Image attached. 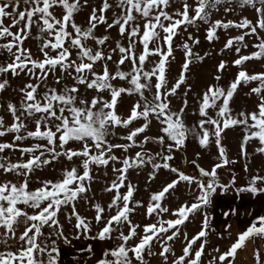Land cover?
<instances>
[{"label": "snow or ice", "instance_id": "snow-or-ice-1", "mask_svg": "<svg viewBox=\"0 0 264 264\" xmlns=\"http://www.w3.org/2000/svg\"><path fill=\"white\" fill-rule=\"evenodd\" d=\"M174 2L100 0L98 7H91L87 24L82 26L75 17L89 5V0H0V52L7 54L0 62V93L10 87L9 74L13 77L24 74L29 78V82L16 90L20 96L18 103L11 100L0 103V109L12 117V122L6 124L5 116L0 115V138L12 134L11 142H0V175L13 177L0 180V229H3L0 233V264H59L60 249L55 240L49 243L43 239L44 229H54L58 237L70 243L59 220L62 208L70 206L71 214L66 218H75L76 238L92 231L91 222L80 215L76 203L86 199L85 194L90 191L95 178L93 166L106 168L110 162L122 165L113 167L117 175L104 189L115 194L107 205V215L105 207L93 203L96 212L93 219L98 225L103 222V227L90 238L115 240L116 243L102 252L96 264H150L148 258L157 255L162 264H203L211 223L206 212L202 213V226L196 234L189 238L186 232L183 233L186 243L180 255H176L169 242L180 238L181 226L211 204L217 189L227 192L235 184V177L228 184L219 183L218 178V169L235 162L228 158L221 144L225 130L243 126L245 134L241 153L246 155V146L256 139L261 145L256 151L264 154V71L250 74L241 68L227 88L209 86L199 100L198 111L202 118L198 121L197 131V126L189 128L185 124L187 99L183 100L178 111H174L169 97L176 96L178 89L186 84V74L194 60L202 61L204 57L193 52L188 40L194 44L200 41L189 34L188 40L178 45L184 51V62L178 78L169 85L167 74L174 59V38L181 34L182 28L187 30L197 22L209 24L205 38L210 42L219 39V29L237 28L244 31L228 38L224 49H232L237 44L247 48L246 37L256 36L259 42L253 45L255 51L239 55L233 64L242 66L251 60L264 59V38L258 33V29L264 31V0H193L192 3L183 0L179 8L170 10ZM234 2L240 8H252L256 13L255 23L247 17L239 22L211 20L213 11L220 6L226 5L225 13L234 11ZM57 9L61 11L57 13ZM109 12L110 18L106 15ZM99 25H105L106 32L117 28L120 37H127V45L117 40L114 48L108 47L106 42L110 36L96 35ZM33 29L39 32L37 38L41 40L42 59L34 58L31 50L25 47ZM235 50L239 54L241 48ZM153 56L158 60L152 61ZM109 63L115 66L114 69H110ZM121 66H127L129 70H123ZM225 68L226 62L221 61L217 70L222 72ZM57 69L60 75H57ZM50 76L56 86L48 84ZM214 78L219 81L221 76ZM33 79L35 83L31 82ZM65 80L70 83H63ZM117 80L126 82L127 86H117L114 83ZM251 82H258L250 92L258 97L255 109L234 114L230 103L241 84ZM146 92L152 93L150 99ZM124 95L138 96L126 117L118 111ZM184 95L187 96V91ZM210 109L215 110L214 117L209 115ZM153 120L158 123L162 134L157 137L144 135L138 140L150 129ZM138 121L143 123L130 127ZM29 125H32L31 130ZM118 128L130 129L122 137L125 143L110 139ZM191 134L198 137L202 147H207L212 137L218 146L219 162L210 171L199 167L200 175L210 177L207 182L168 163L173 160V151L183 148ZM29 139L35 143L29 146L17 143ZM150 142L161 146L155 155L144 150V145ZM133 148L141 150L133 156L125 155L123 159L114 154L117 149L127 154ZM6 150L12 154L19 151L20 158L13 160L3 155ZM61 157L68 166L62 169L59 178L42 180L39 186L33 187L35 173ZM156 157L163 163H153ZM74 159L79 161L78 165ZM146 164H152L150 178H154L161 168L176 173L177 178L151 195L146 214H155L157 220L141 229L130 219L136 207L141 206L140 201L133 199L136 188L125 182L130 169ZM181 182L195 184V189H190L193 199L171 210L174 218H161V214L170 212L162 201ZM258 185H264V176L256 174L246 186L235 191L238 194L264 193V187ZM125 187L126 191L121 193ZM124 225H127L126 231L121 230ZM255 238L264 239V216L256 217L224 252L213 249L219 255L213 256L206 264H234L238 251ZM197 242H200L199 247L195 248ZM157 245L158 253L154 250ZM253 257L255 264H264V255L259 248L254 249Z\"/></svg>", "mask_w": 264, "mask_h": 264}, {"label": "rangeland", "instance_id": "rangeland-1", "mask_svg": "<svg viewBox=\"0 0 264 264\" xmlns=\"http://www.w3.org/2000/svg\"><path fill=\"white\" fill-rule=\"evenodd\" d=\"M183 0H175L172 8L170 10H174L175 8H179ZM189 3H192L193 0H188ZM100 0H89V5L86 6L79 14L76 15V22L81 24L82 26H86L89 13L91 11V7L93 5L99 6ZM226 6V5H225ZM220 6L218 10H214L211 16V20L221 19L225 22L228 20H233L239 22L244 17L251 19L253 23L256 21V13L250 7L240 8L234 2L232 7L235 9L232 12L225 13L224 7ZM57 13L61 10L57 9ZM106 15L111 17V12ZM7 22V21H6ZM109 22L111 20L109 19ZM105 25H99L96 29V35L98 37L103 35H109L110 39L106 42L108 47L114 48L116 46L115 42L119 40L125 46L127 45V37H120L117 28L110 29L108 32L105 31ZM209 27V24L203 22H197L196 26H188L187 30L181 29V34L174 38V59L170 64V71L168 72L169 85L173 84L178 78L182 63L184 62V51L181 50L178 45H180L183 41L188 40L189 34H191L194 38L199 39V44H194L191 40H188V43L192 47L194 53L203 56L204 59L194 60V62L190 65V70L186 74L187 81L185 85H182L180 89H178L177 95L169 97L171 100V107L174 111H178L183 106V100L187 99L188 107L185 109L184 120L185 124L191 128L193 126H197L198 121L202 118L199 115V100L202 94L207 90V88L211 85H219L227 88L231 81H233L237 75V73L243 68L247 70L250 74L264 71V59L261 60H251L246 62L242 66H236L233 64V61L239 58V55H247L256 49L253 45L259 42L256 36L246 37V43L248 44L247 48H243L242 45H235L232 49H224V45L228 38L240 35L242 33L241 29L237 28H229V29H219L217 35L219 39L208 41L206 37V29ZM15 31V29H13ZM259 36L264 38V31L258 29ZM163 35V34H162ZM39 36L38 29H33V34L31 37L25 42V47L29 48L33 53L34 58H43L39 51V46L41 44V40L37 37ZM93 47L95 44L92 41L88 42ZM138 44V49H139ZM236 47H240L241 51L239 54L236 52ZM224 49L223 51H221ZM207 53V55H205ZM6 53L0 52V62H3L6 58ZM116 59V55L113 56ZM152 61L158 60V57L153 56L150 58ZM221 61L226 62V68L222 72H218V65ZM110 69H114V65L109 63ZM151 67V65H148ZM123 70H129L127 66H121ZM57 75H60L59 69H57ZM220 75L221 79L219 81L215 80V76ZM10 87L3 93H0V103L11 100L14 103H18L19 101V93L16 91L29 82V78L24 74H21L18 77H13L9 74ZM31 82L35 83L33 79ZM63 83H70V81H63ZM117 86H127L126 82L117 80L114 82ZM155 83V80H153ZM48 84L50 86L54 85L53 78L50 76L48 80ZM258 82H251L247 85L241 84L238 88L237 93L235 94L232 102L230 103V107L233 110V113H239L240 111L251 112L255 109L258 103V97L255 94H250L251 88L256 87ZM154 91V89H153ZM187 91V96L184 93ZM105 97H108V94H104ZM146 96L151 98L152 93L146 92ZM138 99V96H122L121 101L118 104L119 113L123 114L125 117L128 115L131 107ZM0 115L5 116V123L10 124L12 122V117L10 114H7L4 109H0ZM210 116H215V110H209ZM143 121L134 122L131 125V128L139 126ZM32 125H29V130H31ZM130 129L118 128L116 129V134L113 135L110 139L115 143H125L122 139L124 135ZM162 133L159 132L158 123L153 120L150 126V129L138 137V140H142L144 135L157 137ZM245 134V130L243 126H236L233 128H229L222 133L221 144L225 147L227 156L230 160L235 161L223 168L217 170L219 183L228 184L233 177H235V184L231 185L229 191L221 192L220 189H217V192L212 197V202L206 208L201 210V213L195 214L189 221L185 223V225L181 226L182 235L180 238L176 239L174 242H169L172 244L173 249L176 255L181 254V249L186 243L183 239V233L186 232L188 237L191 238L194 234H196L202 226L203 215L202 213L206 212L209 217L213 218L216 216V211L214 208L218 203L229 202L233 200L235 197L236 201L238 198L240 200L249 202V201H257L259 203L257 214L259 216H264V193L253 195L250 192H241L237 193L235 191L236 188L244 187L249 182L253 175L259 174L264 176V154L256 151L258 147H260V143L258 140H251L246 146V155L241 153V144L243 140V136ZM12 134L8 136L0 138V142L8 141L11 142ZM167 141L166 143H169ZM22 146H29L35 141L29 139L22 142H17ZM75 146V145H70ZM140 148L130 149L127 154H125L122 150H114V154L121 159L127 156H133L136 151H140ZM144 150L150 152L155 155L156 152L161 150V146L158 143L150 142L144 145ZM167 155V153H164ZM5 156H9L13 160L20 158L19 151L14 154L6 152L3 154ZM173 160L168 161V163L180 171H184L185 174L188 175H196L200 180L207 182L210 180V177H204L199 174V167H203L205 170L210 171L212 166L219 162V150L218 146L215 144V138L212 137L210 143L207 147H202L199 144V139L195 134L189 135L188 139L185 142V146L179 150H174ZM25 159L27 156L24 157ZM195 161V163H193ZM75 164H79L78 160L74 159ZM153 163H163L159 157L153 161ZM68 166V162L64 160L63 157L60 158L59 161L54 162L52 165L45 167L42 170H38L35 173V176L32 179V186H39L40 181L45 179H57L59 178L61 171L64 167ZM121 163L117 162L115 164H110L105 167H96L94 168V180L91 183L90 191L85 194L86 199H81L76 203V209L80 213L81 216L86 217L88 221L91 222L92 231L80 235L79 239H77V231L73 227L76 223L75 218L73 217L71 220L66 218L67 215L71 214V207L62 208L59 214L60 223L64 228V236L68 238L70 243H65L63 237H58L55 234L54 229H48L47 227L44 229L45 236L44 240L51 243L52 240L56 241V246L60 249L59 253V264H96L98 258L101 257L102 252L109 247H112L115 240L112 241H101L98 239H91L90 237L95 236L99 228L103 227V222L101 224H96L93 219L96 212L93 208V203H99L101 206L105 207L107 215V205L111 202L112 197L114 196V192H106L104 189L111 183L113 179H115L116 173L113 172V167L120 168ZM247 169V170H245ZM153 172L152 164H146L143 167L130 169L127 174V180L125 184L131 183L135 186L136 191L134 193V201H140L141 206L136 207L134 213L131 214L130 219L133 223L139 224L141 229L147 223H154L157 220V216L153 214L152 216H148L146 214V207L150 202V197L152 194L160 191L164 185L171 182V180L177 178V174L171 172L168 169H159L156 172L154 178H150V174ZM2 179H13L11 175L5 177L0 175V180ZM264 187V185H258ZM190 189H195V184L188 185L186 182H181L177 188L171 192V194L166 196V200L162 201V205L167 206L170 209L169 213L161 214V218L170 219L174 218L171 216V210L177 208L180 204L185 201H191L193 199V194ZM126 191V187L121 189V193ZM248 200V201H247ZM239 201V200H238ZM238 204V203H237ZM132 206V205H130ZM240 206V205H238ZM214 207V208H213ZM30 211V210H29ZM226 227V226H225ZM222 227L221 229L225 228ZM22 227L20 231H22ZM121 230L126 231L127 225H124ZM216 225L212 224V220L210 223V231L207 236V245L205 249V255L202 257L203 264H206L208 260H210L213 256H218L219 253L213 251L215 248H219L220 252H224L237 238V235L234 231L232 233H216L217 231ZM223 231V230H221ZM3 232V229H0V233ZM19 234V232H18ZM171 234V233H169ZM199 243L194 246L195 248L199 247ZM89 247L91 251H89ZM255 248H259L262 255H264V239L255 238L247 242L246 247L242 250L238 251L236 260L234 264H255V260L253 257V251ZM159 252V245L154 249ZM150 264H162V260L159 255L155 257H149Z\"/></svg>", "mask_w": 264, "mask_h": 264}, {"label": "crops", "instance_id": "crops-1", "mask_svg": "<svg viewBox=\"0 0 264 264\" xmlns=\"http://www.w3.org/2000/svg\"><path fill=\"white\" fill-rule=\"evenodd\" d=\"M235 199L236 198L233 197L232 201H229L228 203H218L215 208L213 207L217 210L216 216L211 218L212 224L216 225V233H232L234 231L238 234L244 231L247 226H249V224L259 216L257 214V209L259 207V203H257V201H249L247 203L240 200L241 198H238L237 201ZM226 213L228 214L225 215ZM226 225H231V228H226ZM222 227L225 228L221 229Z\"/></svg>", "mask_w": 264, "mask_h": 264}]
</instances>
